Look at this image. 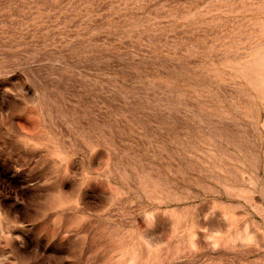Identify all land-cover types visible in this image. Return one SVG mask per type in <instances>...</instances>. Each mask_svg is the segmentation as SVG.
<instances>
[{"label":"rangeland","instance_id":"rangeland-1","mask_svg":"<svg viewBox=\"0 0 264 264\" xmlns=\"http://www.w3.org/2000/svg\"><path fill=\"white\" fill-rule=\"evenodd\" d=\"M0 264H264V0H0Z\"/></svg>","mask_w":264,"mask_h":264}]
</instances>
